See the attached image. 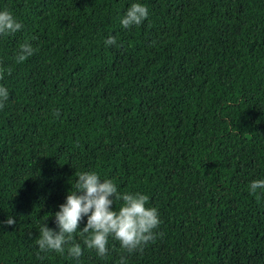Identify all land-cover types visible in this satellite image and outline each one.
<instances>
[{"label":"trees","instance_id":"16d2710c","mask_svg":"<svg viewBox=\"0 0 264 264\" xmlns=\"http://www.w3.org/2000/svg\"><path fill=\"white\" fill-rule=\"evenodd\" d=\"M129 2L0 0L22 24L0 36V264H77L34 240L84 170L158 210L127 264H264V192L247 191L264 176V0H142L125 29ZM110 243L78 264H113Z\"/></svg>","mask_w":264,"mask_h":264},{"label":"clouds","instance_id":"9594fccd","mask_svg":"<svg viewBox=\"0 0 264 264\" xmlns=\"http://www.w3.org/2000/svg\"><path fill=\"white\" fill-rule=\"evenodd\" d=\"M147 17V5L142 0H130L119 17V24L127 29L140 25ZM21 28V22L12 11L0 7V36L16 33ZM35 39L34 35H29L16 45L12 56L16 63L33 55ZM103 42L106 46L115 45L116 39L110 34ZM8 97V88L0 84V106ZM70 185L63 202L51 214L55 227L48 226L47 217L36 226L38 235L34 243L39 251L65 255L78 264V258L85 251H94L98 258L104 259L113 247L110 240H115L123 251L113 264H127L123 253L130 255L154 238L160 218L157 208L148 206L146 193L118 191L111 178H103L95 170L76 172ZM247 191L252 195L264 192V176L249 180ZM14 223L12 215L0 220V225Z\"/></svg>","mask_w":264,"mask_h":264}]
</instances>
